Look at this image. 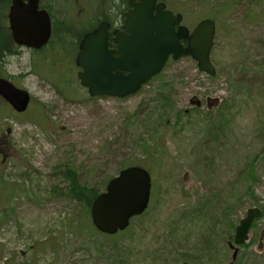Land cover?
Returning a JSON list of instances; mask_svg holds the SVG:
<instances>
[{
    "label": "rangeland",
    "instance_id": "1",
    "mask_svg": "<svg viewBox=\"0 0 264 264\" xmlns=\"http://www.w3.org/2000/svg\"><path fill=\"white\" fill-rule=\"evenodd\" d=\"M113 1L126 0H71L73 38ZM160 1L185 9L189 30L215 21V76L180 60L123 100L90 99L73 78L61 87L72 100L39 76L22 80L46 117L32 105L22 117L5 110L0 118L12 157L0 165V264H229L227 243L254 207L261 215L233 264H264V0ZM27 59L22 69L12 59L9 71L26 72ZM66 62L56 63L62 70L73 59ZM122 166L149 172L146 212L123 233L86 234L62 173L75 171L101 193Z\"/></svg>",
    "mask_w": 264,
    "mask_h": 264
},
{
    "label": "water",
    "instance_id": "2",
    "mask_svg": "<svg viewBox=\"0 0 264 264\" xmlns=\"http://www.w3.org/2000/svg\"><path fill=\"white\" fill-rule=\"evenodd\" d=\"M26 2V4L24 3ZM38 0H15L10 10V30L18 46L42 48L50 39L51 22L39 11ZM182 15H174L156 0H131L123 14L122 33H114L116 50L109 47V24L101 23L80 42L76 65L80 85L90 97L124 99L138 93L142 86L160 75L169 59H192L200 73L215 75L210 60L215 38V22L201 20L190 32L181 25ZM182 42H185L183 44ZM0 96L18 113L27 109L30 96L6 80L0 79ZM151 177L141 167H127L110 179L104 192L93 201L90 221L102 235L125 231L130 221L142 215L149 204ZM261 210L250 208L235 227L232 259L239 246L249 239L253 222Z\"/></svg>",
    "mask_w": 264,
    "mask_h": 264
},
{
    "label": "flooded vegetation",
    "instance_id": "3",
    "mask_svg": "<svg viewBox=\"0 0 264 264\" xmlns=\"http://www.w3.org/2000/svg\"><path fill=\"white\" fill-rule=\"evenodd\" d=\"M14 1L15 0H0V79L10 81L16 88L25 89L21 84L22 80L31 75L37 77L39 76L43 78L44 82L48 86H50L54 91H56V93L60 95L63 100H72L69 99L68 95L61 90L62 85H65L66 83L71 84L72 78L75 79L80 85V81L78 80V74L81 73V70L79 67L76 66V58L80 53V41L82 37L80 40L75 41L76 38H73V33L71 32V29L68 26V23L66 22L70 15L69 4L72 3L71 0H67V4L61 12L59 20L56 19V14L54 13L52 7L46 4V0H38V10L46 12L48 17L50 18L52 30L50 40L40 49H31L23 46H18L14 42L12 38V32L10 30L9 18L10 10L14 4ZM160 2V0H157V3ZM24 3L26 4V2ZM117 4L118 3L113 1L111 5H108L105 13L107 14V21H101L107 22L109 24L108 32L110 34V38L108 41V49L111 51L116 50V45L114 43V33L123 32L121 28L123 14L129 9L128 5L127 7L122 6L118 10ZM172 12L174 15L178 13H175L176 11ZM98 25H96V27H93L92 30L86 33L94 31L95 29H97ZM182 43L185 44V42ZM25 55L28 58V70L26 72H19L17 74L11 73L9 71L11 60H17L19 63V67L22 69V67L20 66V62L24 59ZM60 59H63L65 62L67 60L69 61L70 59H73V64L68 63L67 68L61 70L59 65L56 63ZM30 97V103L25 112L23 113H17L4 99L0 97V118L7 117L4 113L5 110L6 112L11 111V115H15L13 117H22L24 113L26 114V112L29 111V108L32 105L40 107V114L46 117V106L40 103L38 105L32 104V102H34V98L31 94ZM9 133L10 132L7 131L6 135L8 134V136H10ZM0 135L2 136H0V164L3 166L7 161L12 159V157H8L6 153V151L10 149L11 145L7 140L8 136H4V134ZM237 255L238 252L234 260L231 256V262L229 264H233L237 260Z\"/></svg>",
    "mask_w": 264,
    "mask_h": 264
},
{
    "label": "trees",
    "instance_id": "4",
    "mask_svg": "<svg viewBox=\"0 0 264 264\" xmlns=\"http://www.w3.org/2000/svg\"><path fill=\"white\" fill-rule=\"evenodd\" d=\"M128 1L129 0H126L123 4L118 3L117 4L118 10L122 6L127 7L128 6ZM46 2H47L46 3L47 5L52 7V9L54 10V13L56 14V19L59 20L60 19V14H61V12L63 11V9L65 8V6L67 4L66 3L67 0H46ZM231 3H233V2L231 1L228 4L231 6L232 5ZM172 10L174 12L176 11V12H179V13H184V11H185V9H183V8H182V10H180V9L177 10L175 8H173ZM104 20L107 21V16L106 15H103L102 16V20H100V21H104ZM83 34H80L79 37L77 36L78 37L77 39L80 40ZM159 77H157V78H159ZM157 78H155V79H157ZM211 78L212 77H210V79ZM159 101H163V103L165 104L166 98H164V97L160 98ZM153 145L155 146L154 148L157 149L158 143L156 141H154ZM127 167H129V166H127ZM122 169H124L123 166L120 169V171ZM62 176L64 177L63 181L67 184V187H66L67 192L66 193H68V195L71 196L73 198V200L76 201L79 204V206H78V214L80 215L79 226L85 231L86 234H91V232L93 231L96 235L102 236L97 231H95V229L91 225L90 216H89L90 207H91L93 201L95 200V198L100 193L94 188L93 189L85 188L83 185H81V183L78 180V177H77V174H76L75 171L73 172V171H66L65 170V172L62 173ZM1 180H2V176H0V184L6 186V182H3ZM1 219H2V212H0V220ZM89 231H91V232H89Z\"/></svg>",
    "mask_w": 264,
    "mask_h": 264
}]
</instances>
